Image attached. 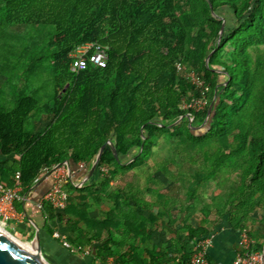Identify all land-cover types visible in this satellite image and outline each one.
Returning a JSON list of instances; mask_svg holds the SVG:
<instances>
[{
  "label": "trees",
  "instance_id": "obj_1",
  "mask_svg": "<svg viewBox=\"0 0 264 264\" xmlns=\"http://www.w3.org/2000/svg\"><path fill=\"white\" fill-rule=\"evenodd\" d=\"M85 41L106 47L107 63L71 72L69 52ZM44 73L51 91L42 102ZM201 91L202 109L182 106ZM108 140L119 160L107 145L90 181L65 184L83 201H109L98 220L77 205L66 224L71 246L88 248L99 264H188L192 240L215 223L195 197L226 172L238 176L229 222L261 253L264 216L246 222L264 206V0H0V182L15 187L17 179L24 194L55 164L91 165ZM162 142L173 156L156 161ZM147 164L144 193L156 201L136 204L116 183ZM165 181L183 202L158 206ZM40 205L52 234L49 221L62 215ZM14 206L21 211L19 199Z\"/></svg>",
  "mask_w": 264,
  "mask_h": 264
},
{
  "label": "crops",
  "instance_id": "obj_2",
  "mask_svg": "<svg viewBox=\"0 0 264 264\" xmlns=\"http://www.w3.org/2000/svg\"><path fill=\"white\" fill-rule=\"evenodd\" d=\"M68 165L71 170L69 179L74 182L76 187H79L85 181H90V179L93 177L94 171L90 176H87L92 164L90 165L79 162L76 165L70 163H68ZM141 171L142 169L131 170L127 173V176L119 179L117 184L120 187L125 185V187L130 188L135 196L133 199L134 203L138 204V198L144 201L149 200L150 203H154L156 201L154 194L148 195L143 193V196L139 194V189H142L144 192V188L146 186H143L141 182L142 179H146V176L141 177V175H138L141 173ZM52 182V175L50 173H45L36 181L30 191L21 194L20 188L18 189V194L21 196L19 199L21 211H16V218L7 223L10 227V230L21 232L28 239V236L32 232L34 235L35 229L38 228L42 250L44 256L50 264H99L88 248H85V250L83 248L82 251L74 249L73 246L72 248H66L62 245L60 240L53 237V232H59L65 238V240H68L72 234L68 230L66 224L68 220L77 217V205H82L84 204L83 202H85L86 208L88 210V219L98 220L102 217V213L107 210L109 206L108 199L105 197L100 198L98 196V200L96 201L90 199L83 201V196H78L75 193H69L68 197L72 196L73 201L71 203L66 202L65 208L59 210L60 215H62V220L59 221L58 219L54 218L49 221L50 226L53 228V232L50 234L45 229L46 221L40 211V208L38 207V203L41 199H44V195L51 187ZM222 208L213 209L210 215V220L215 221V223L209 232V234H212V242L206 253L207 264H233L235 254L237 253L239 229L234 228L229 222V216L232 215L234 209L229 206L225 209V212L220 215V212L223 211ZM196 214L198 215L197 211L195 212V216ZM263 216L264 206L260 208H254V210L249 214L246 226L251 227L252 223L250 220L258 219ZM190 222L191 224L196 225L197 219L191 218ZM81 226L84 227L83 223H81ZM95 227H97V225L94 224V228ZM60 228H66L65 232H61L59 230ZM106 264H113L111 257L107 259Z\"/></svg>",
  "mask_w": 264,
  "mask_h": 264
},
{
  "label": "built area",
  "instance_id": "obj_3",
  "mask_svg": "<svg viewBox=\"0 0 264 264\" xmlns=\"http://www.w3.org/2000/svg\"><path fill=\"white\" fill-rule=\"evenodd\" d=\"M69 58V70L71 72H77L78 70L85 69L88 65L104 67L107 63L108 55L106 47L97 42L85 41L74 45L72 50L69 52ZM177 70H182V66L180 64H177ZM190 79L194 84L198 86L202 85V82L194 74H190ZM206 103V92L201 91V95L199 97L192 98L189 102L183 103L182 106L192 108L193 110H200L206 105ZM44 170L46 171V169ZM70 171L68 162L64 161L53 165L47 172L52 175L53 182L49 190L45 193L44 200L55 209L61 210L66 206L68 193L65 190V184L69 180ZM18 176L19 174L16 173L15 177L18 178ZM19 188L20 185L17 179L15 187H7L0 182V225L2 227H5L9 221L13 220L17 216L14 201L21 198L20 194H18ZM40 206L39 202L38 207ZM53 237L60 240L64 247L72 248L70 243L65 240L59 232H53ZM238 237L240 251L235 254L233 264H264L261 253L250 250L252 240L249 238L246 229L239 230ZM211 242L212 234L193 239L192 244L194 252L188 264H207L206 253L211 245Z\"/></svg>",
  "mask_w": 264,
  "mask_h": 264
},
{
  "label": "rangeland",
  "instance_id": "obj_4",
  "mask_svg": "<svg viewBox=\"0 0 264 264\" xmlns=\"http://www.w3.org/2000/svg\"><path fill=\"white\" fill-rule=\"evenodd\" d=\"M39 87V94H38V99L39 101H45L49 97V93L51 91V85L49 81H47L46 73H44L43 79L40 81H37V84ZM201 127V125H200ZM202 128V127H201ZM203 129V128H202ZM195 129L194 131H196ZM201 129L199 128V131ZM173 156L171 153V150L169 149V146L165 143L162 142L160 145L156 148V155H155V160L156 161H162L165 158ZM150 169L145 165L141 171L140 174L141 177L147 176L148 172ZM156 176H161L160 173H156ZM142 185H146V179L141 180ZM238 182V176L230 173L227 174L226 172H223L222 175H218L214 177L213 179H209L203 186H201L199 190V197H195L196 199V208L209 205V208L211 210L215 208H225L228 207L229 203L233 201V196L232 192L235 186L237 185ZM117 184V183H116ZM165 186L161 189L163 190L164 193H166L167 198L165 199L164 203L157 202L158 206H162L163 204H167L171 206V203H174L175 205H178L179 201L183 202L184 200L180 198V200H175L172 197V193L177 189L175 185H171V183H168V181L164 182ZM112 186H115V183H112ZM139 194L143 196L144 192L142 189H139ZM183 190H181L182 192ZM73 201V197H68L67 203H71ZM222 208V209H223ZM197 211V210H196ZM1 226V225H0ZM2 227V226H1ZM4 230H8L11 234H13L17 239L24 243H29L30 240L26 238V236L18 231H12L10 230L9 225L7 224L6 227H2ZM61 232H65L66 228H60L59 229Z\"/></svg>",
  "mask_w": 264,
  "mask_h": 264
},
{
  "label": "water",
  "instance_id": "obj_5",
  "mask_svg": "<svg viewBox=\"0 0 264 264\" xmlns=\"http://www.w3.org/2000/svg\"><path fill=\"white\" fill-rule=\"evenodd\" d=\"M222 29L223 26H221L219 29V35L221 34ZM213 103L214 100H212L208 106L205 120L208 119L211 113ZM190 120L191 119H189V125H190ZM107 145L111 147L115 159L119 160L115 148L113 147L112 143L108 140L99 147L96 157L92 162V165L88 171L87 176H90L91 173L96 168L99 162L100 155ZM22 243L24 242L17 239L8 230L3 231L0 229V264H50L47 261L46 257L44 256L38 228L35 229L33 238L29 242V245L32 248H34V250H30ZM261 255L264 260V242L262 246Z\"/></svg>",
  "mask_w": 264,
  "mask_h": 264
},
{
  "label": "bare ground",
  "instance_id": "obj_6",
  "mask_svg": "<svg viewBox=\"0 0 264 264\" xmlns=\"http://www.w3.org/2000/svg\"><path fill=\"white\" fill-rule=\"evenodd\" d=\"M0 229L4 231V229L0 226ZM23 245H25L26 247H28L30 250H34V248H32L29 243H22Z\"/></svg>",
  "mask_w": 264,
  "mask_h": 264
}]
</instances>
